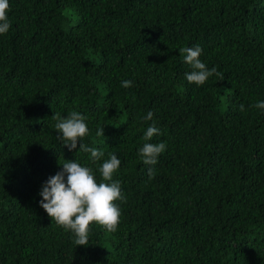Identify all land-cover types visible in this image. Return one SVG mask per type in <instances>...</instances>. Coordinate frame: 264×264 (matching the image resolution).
I'll use <instances>...</instances> for the list:
<instances>
[{
  "label": "trees",
  "instance_id": "trees-1",
  "mask_svg": "<svg viewBox=\"0 0 264 264\" xmlns=\"http://www.w3.org/2000/svg\"><path fill=\"white\" fill-rule=\"evenodd\" d=\"M9 5L11 28L0 35V264H264V110L252 106L264 101V0ZM195 45L222 80L187 82L180 49ZM71 111L88 118L82 142L104 152L100 161L57 139L51 116ZM153 122L161 135L148 142L166 150L149 179L138 150ZM109 153L121 161L120 223L114 233L91 223L89 245L76 246L38 192L65 160L100 182Z\"/></svg>",
  "mask_w": 264,
  "mask_h": 264
},
{
  "label": "clouds",
  "instance_id": "clouds-1",
  "mask_svg": "<svg viewBox=\"0 0 264 264\" xmlns=\"http://www.w3.org/2000/svg\"><path fill=\"white\" fill-rule=\"evenodd\" d=\"M10 10L9 0H0V35H5L11 28V21L8 17ZM183 61L189 65L191 71L185 73V79L189 83L197 86L204 85L209 77L213 75L221 80L224 75L217 71L216 67L209 69L200 59L203 49L199 45L193 47H183L180 49ZM124 88L133 86L131 80L121 82ZM253 107L264 110V101H258ZM240 110L244 106L240 105ZM52 119L56 121L54 127L58 133L57 139L66 146L69 151L90 153L93 163L100 161L104 152L89 147L83 143V138L89 134L86 123L87 117L77 111H71L66 116L54 113ZM153 119V113L149 111L144 117L145 121ZM98 137L103 136V127L96 132ZM154 135H161V131L155 126V122L147 127L143 139L146 141L138 150L145 165H149L147 175L153 179L156 175L154 166L158 163V157L166 150V144L151 143ZM76 151V152H77ZM99 172L102 180L98 182L93 174V169L82 166L73 160H65L62 168L55 175L49 176L41 184L38 195L41 197L39 206L47 213L51 221H55L65 231H70L74 235L76 246L89 245L90 224L95 222L106 231L114 233L120 223L121 209L117 201L126 200L121 190V182L113 179L114 173L118 170L121 161L113 153L108 154ZM60 165V164H59Z\"/></svg>",
  "mask_w": 264,
  "mask_h": 264
}]
</instances>
